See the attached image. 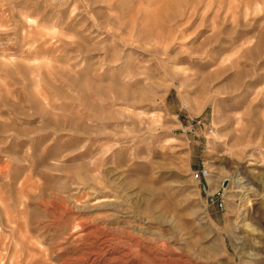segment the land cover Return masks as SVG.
Segmentation results:
<instances>
[{
  "label": "rangeland",
  "instance_id": "obj_1",
  "mask_svg": "<svg viewBox=\"0 0 264 264\" xmlns=\"http://www.w3.org/2000/svg\"><path fill=\"white\" fill-rule=\"evenodd\" d=\"M0 264H264V0H0Z\"/></svg>",
  "mask_w": 264,
  "mask_h": 264
},
{
  "label": "built area",
  "instance_id": "obj_2",
  "mask_svg": "<svg viewBox=\"0 0 264 264\" xmlns=\"http://www.w3.org/2000/svg\"><path fill=\"white\" fill-rule=\"evenodd\" d=\"M191 122H192L191 126L187 129V131L189 133L195 132V126L201 124V122L199 120H196V121L195 120H191ZM206 176H207V172L204 169H202V170H200V171H198V172H196L194 174L195 179H200V178L206 177Z\"/></svg>",
  "mask_w": 264,
  "mask_h": 264
}]
</instances>
